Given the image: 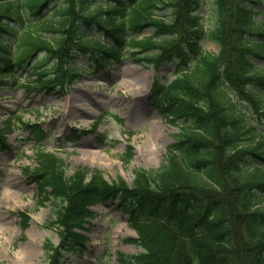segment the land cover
<instances>
[{"label":"trees","instance_id":"16d2710c","mask_svg":"<svg viewBox=\"0 0 264 264\" xmlns=\"http://www.w3.org/2000/svg\"><path fill=\"white\" fill-rule=\"evenodd\" d=\"M214 3L216 22L208 29L205 0H0V86L34 66L29 90L64 94L83 77L79 55L94 62L95 72L126 54L157 72L175 63V79L157 75L151 88L162 119L180 128L158 170H136L131 186L110 183L98 170L67 176L61 158L36 150L37 166L25 172L37 186L38 205L54 208L48 225L60 243L43 246L50 264L83 253L91 208L114 200L137 235L127 241L142 249L118 253L119 264H264V135L230 94L240 89L264 119V22L257 21L263 4ZM166 10L170 16L161 14ZM147 31L152 34L139 38ZM206 41L219 52L206 51ZM41 54L45 62L38 61ZM49 62L50 71L43 69ZM21 128L36 145L45 138L37 125L21 122ZM10 133L8 124L0 129V150L8 148ZM127 149L129 164L134 153ZM20 216L24 232L30 217Z\"/></svg>","mask_w":264,"mask_h":264},{"label":"rangeland","instance_id":"374dc122","mask_svg":"<svg viewBox=\"0 0 264 264\" xmlns=\"http://www.w3.org/2000/svg\"><path fill=\"white\" fill-rule=\"evenodd\" d=\"M260 1L263 9L258 7L257 21L264 22V0ZM214 2L205 0L202 12L208 29L216 22ZM161 14L170 16V11ZM151 34L147 31L139 38ZM49 38L52 40V36ZM204 49L219 52L218 44L212 41H206ZM44 57L39 55L38 61L45 62ZM174 65L166 64L157 72L151 66L135 63L126 54L122 63L95 72L94 62L79 55L77 68L83 77L66 85L64 94L29 90L28 82L36 84L34 66L4 79L0 86V129L8 124L11 133L6 137L8 148L0 150V264H50L43 246L47 241L55 246L60 243L57 231L48 225L54 220L53 205H38L37 186L25 172L37 166L35 154L40 147L64 161L67 176L80 169L98 170L110 183L123 179L131 186L136 170L154 172L161 167L180 128L162 119L151 101V88L157 75L164 82L175 79ZM52 66L49 62L43 69L50 71ZM240 91L231 90V100L264 135V119ZM20 120L44 132L40 145L22 130ZM153 121L161 122L159 134L153 129ZM128 147L134 153L129 164L124 162ZM118 205L119 200H114L91 208L95 216L85 225L89 237L86 250L66 253L62 264H119L118 253L132 256L142 252L127 241L137 235ZM21 212L30 217L24 232Z\"/></svg>","mask_w":264,"mask_h":264},{"label":"bare ground","instance_id":"6f19581e","mask_svg":"<svg viewBox=\"0 0 264 264\" xmlns=\"http://www.w3.org/2000/svg\"><path fill=\"white\" fill-rule=\"evenodd\" d=\"M155 120H157V119H155ZM160 124H161V122H158V121L152 122L153 129H154L155 133H157V134H159V132L161 131ZM17 259L20 260L21 258L18 257Z\"/></svg>","mask_w":264,"mask_h":264}]
</instances>
